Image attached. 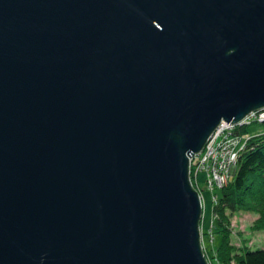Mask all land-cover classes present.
Instances as JSON below:
<instances>
[{
	"label": "water",
	"instance_id": "water-1",
	"mask_svg": "<svg viewBox=\"0 0 264 264\" xmlns=\"http://www.w3.org/2000/svg\"><path fill=\"white\" fill-rule=\"evenodd\" d=\"M264 106V0H0V264H210L190 155Z\"/></svg>",
	"mask_w": 264,
	"mask_h": 264
},
{
	"label": "trees",
	"instance_id": "trees-1",
	"mask_svg": "<svg viewBox=\"0 0 264 264\" xmlns=\"http://www.w3.org/2000/svg\"><path fill=\"white\" fill-rule=\"evenodd\" d=\"M252 122H264V119L253 118L231 130V137L240 143L244 142L238 150L236 165L229 180L219 187L221 192L217 193L218 199L213 205L212 230H215V234L210 233L212 236L217 235L216 238L219 236V239L217 241L215 238L214 254H210L212 247L205 246L206 255L213 264H264V246L251 248L250 244H234L229 225L230 212L254 208L263 217L259 226L264 227V130L255 133L247 131V125Z\"/></svg>",
	"mask_w": 264,
	"mask_h": 264
},
{
	"label": "rangeland",
	"instance_id": "rangeland-1",
	"mask_svg": "<svg viewBox=\"0 0 264 264\" xmlns=\"http://www.w3.org/2000/svg\"><path fill=\"white\" fill-rule=\"evenodd\" d=\"M249 132H259L264 130V122H252L250 125H247L246 128ZM190 159H192L193 165L197 164V159L190 155ZM233 170V167H232ZM231 170V171H232ZM197 174V173H196ZM191 181L195 188L199 190L200 196L201 193L203 195L202 198V219H201V232H202V245L204 248V253L206 255V248L212 247V251L210 254H214L215 249V240L219 239V236L216 238L217 235L212 236L210 232L215 234V230H212L213 227V220H214V212H213V205H214V192L220 193L221 189L217 186V183L210 184L208 181L206 182L207 173L205 169H200L198 172V182L195 180V174L191 168ZM200 187V189H199ZM229 222H230V230H231V240L234 244L239 245L242 243L250 244L251 248L262 247L264 246V227H260L263 217L259 214L257 210L254 211L253 209L247 208H240L237 211L230 212L229 214ZM205 234V235H204ZM205 236V238H203ZM216 238V239H215ZM207 257V255H206ZM210 264L211 260L207 257ZM217 264V263H216Z\"/></svg>",
	"mask_w": 264,
	"mask_h": 264
},
{
	"label": "built area",
	"instance_id": "built-area-1",
	"mask_svg": "<svg viewBox=\"0 0 264 264\" xmlns=\"http://www.w3.org/2000/svg\"><path fill=\"white\" fill-rule=\"evenodd\" d=\"M253 118L264 119V106L250 111L239 121L231 123L230 121H221L208 138L204 148L193 155L197 159V164L192 167L196 182H198L199 169L206 170V182L208 181L210 184L217 183L216 187H222L228 182L232 167L236 165L238 150L243 146L242 143L244 142L243 140L240 143L231 137V130L239 123L249 122ZM213 195V200L216 202L218 199L217 192H214ZM201 197H203L202 193Z\"/></svg>",
	"mask_w": 264,
	"mask_h": 264
},
{
	"label": "bare ground",
	"instance_id": "bare-ground-1",
	"mask_svg": "<svg viewBox=\"0 0 264 264\" xmlns=\"http://www.w3.org/2000/svg\"><path fill=\"white\" fill-rule=\"evenodd\" d=\"M224 121H227V120H224ZM251 124V123H250ZM249 124V125H250ZM244 127H246V126H244ZM221 189V188H220ZM201 200H202V198H201ZM202 208H203V206H202ZM200 228L202 229V227H201V224H200ZM201 234H202V232H201ZM203 235V234H202Z\"/></svg>",
	"mask_w": 264,
	"mask_h": 264
}]
</instances>
